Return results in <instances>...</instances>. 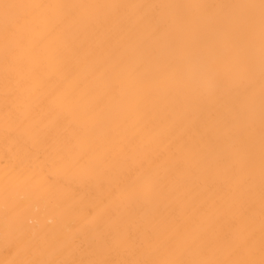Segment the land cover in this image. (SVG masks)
Returning a JSON list of instances; mask_svg holds the SVG:
<instances>
[{
    "label": "snow or ice",
    "instance_id": "1",
    "mask_svg": "<svg viewBox=\"0 0 264 264\" xmlns=\"http://www.w3.org/2000/svg\"><path fill=\"white\" fill-rule=\"evenodd\" d=\"M133 8L138 13L151 10L149 39L159 42L175 18L167 9H182V19L195 25L201 47H177L159 51L158 84L154 91L174 105L171 121L144 133L132 124L128 136L110 151L74 153L66 143H48L49 125L59 128L65 111L85 115L102 110L104 100L114 96L135 75L129 89L142 88L148 74L137 63L132 73L123 67L125 53L116 52L105 66L92 73L91 83L73 82L61 73L56 40L72 30L98 23L94 9ZM111 17L105 16L107 22ZM259 23V57L256 56V26ZM245 40L242 59H225L201 70L202 52L209 38L228 40L239 35ZM0 62L4 68L5 141L21 144L22 155L13 154L11 174L6 173L2 190L4 238L12 258L0 264H264V0L247 4L196 5H90L78 3H18L0 0ZM203 81V89H188L184 76ZM259 85L257 98L256 85ZM179 89L182 95H176ZM43 90V91H42ZM235 92L229 108V131L246 125L243 179L218 200L198 205H181L182 218L157 220L154 208L173 199L166 191L165 175L184 169L189 153L173 136L178 120L195 113L205 96ZM39 93V111L31 105L20 110L18 101L25 94ZM259 102V207L256 200V106ZM235 147V146H234ZM207 167L211 164L200 161ZM231 161L225 174L232 172ZM79 173L85 179L106 180L112 185L108 203L97 212L90 258L59 259L75 243L71 221L63 232L36 228L26 220L33 198H42L54 186V177ZM135 173L128 183L124 174ZM71 195V194H69ZM91 209L89 210L91 214ZM153 223L139 244L132 241L134 217ZM210 218L229 220L228 229L209 236L202 225ZM72 233V235H68ZM123 247H130L135 259L113 261L105 258ZM47 252L49 258H41Z\"/></svg>",
    "mask_w": 264,
    "mask_h": 264
},
{
    "label": "bare ground",
    "instance_id": "2",
    "mask_svg": "<svg viewBox=\"0 0 264 264\" xmlns=\"http://www.w3.org/2000/svg\"><path fill=\"white\" fill-rule=\"evenodd\" d=\"M18 3H78L90 5H196V4H247L259 3V0H10ZM93 13L100 21L86 29L72 30L60 36L55 44L59 50V68L67 80L91 83L92 73L105 66V62L116 52L125 53L123 67L132 73L137 63L143 65L148 79L142 88L129 89L135 81L133 74L130 80L122 85L114 96L105 98L102 110L85 115L80 112L65 111L62 126L53 128L47 118L42 127L49 126L46 137L48 143L59 141L68 144L76 154L87 151H110L129 134L132 124H138L148 133L158 128L163 122L171 121L174 116V105L162 100L154 91L158 84L159 51L169 45V51L177 47L196 49L201 47L200 34L195 25L182 19L184 10L167 9L166 15L175 18L163 33L159 42L149 39L152 30L151 10L144 9L138 13L133 8L113 10L94 9ZM111 18L105 22L104 17ZM210 43L203 49L201 70L225 59H242L246 55L243 35L219 40L209 38ZM256 56L259 57V23L256 26ZM188 89H203V81L184 76ZM43 91V90H42ZM257 98L259 85H256ZM176 95H182L176 90ZM235 92L222 91L214 96H205L200 109L186 118L177 121L174 138L190 154L181 171L165 175V190L173 193V199L159 203L155 208L157 220L182 218L181 205H198L204 200H218L230 189L236 188L237 181L243 179L241 172L244 156V140L247 136L246 125L238 124L229 131L231 116L229 108L233 103ZM39 93L25 94L18 101L20 110L31 105L39 111ZM5 106H4V68L0 62V193L6 180V173L11 174L13 154L22 155L21 144H10L5 141ZM259 102L256 106L255 143H256V200L259 207ZM235 146V147H234ZM207 161V167L200 161ZM231 161L234 170L225 174V163ZM128 183L135 179V173L126 172L122 177ZM55 184L42 198H33L26 212V220L36 228L44 227L50 232H63L66 221L76 227L75 243L59 259L82 260L90 258L93 240L98 235L95 230L97 212L109 201L112 185L106 180L85 179L79 173L57 174ZM71 194V195H69ZM91 211V214L89 210ZM132 241L139 244L145 233L153 227L147 218L134 217ZM229 220L215 221L210 218L202 227L209 236L222 233L228 229ZM69 233L68 235H72ZM12 258L9 246L4 238L3 198L0 195V261ZM41 258L47 259V252ZM105 258L113 261L135 259L130 247H123L111 252Z\"/></svg>",
    "mask_w": 264,
    "mask_h": 264
}]
</instances>
